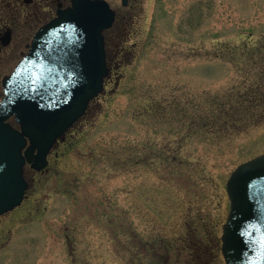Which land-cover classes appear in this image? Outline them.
Wrapping results in <instances>:
<instances>
[{
    "label": "rangeland",
    "instance_id": "374dc122",
    "mask_svg": "<svg viewBox=\"0 0 264 264\" xmlns=\"http://www.w3.org/2000/svg\"><path fill=\"white\" fill-rule=\"evenodd\" d=\"M107 1L118 17L105 91L48 167L27 169V199L2 225L0 264H225L226 185L264 154V125L220 136L205 122L254 77L243 47H261L264 69V0ZM16 8L0 0V22H16L0 53V98L36 21ZM195 242L213 244L207 260Z\"/></svg>",
    "mask_w": 264,
    "mask_h": 264
},
{
    "label": "water",
    "instance_id": "95a60500",
    "mask_svg": "<svg viewBox=\"0 0 264 264\" xmlns=\"http://www.w3.org/2000/svg\"><path fill=\"white\" fill-rule=\"evenodd\" d=\"M115 16L105 0H74L72 8L59 12L36 34L27 58L4 80L0 215L23 202L26 163L38 171L45 169L58 140L103 92L109 72L104 33ZM12 117L21 131L7 122ZM227 188L231 200L223 235L227 264H264V156L240 166Z\"/></svg>",
    "mask_w": 264,
    "mask_h": 264
},
{
    "label": "trees",
    "instance_id": "16d2710c",
    "mask_svg": "<svg viewBox=\"0 0 264 264\" xmlns=\"http://www.w3.org/2000/svg\"><path fill=\"white\" fill-rule=\"evenodd\" d=\"M246 46V45H244ZM242 48V52L249 54L250 68L255 75L250 83L243 85V90L236 95L227 97L228 101L217 100L212 106V118L205 122L206 127H210L220 136L228 133H241L256 127L264 125V69L261 61L256 60L255 56L261 53L259 45L254 47ZM236 51V50H235ZM262 67V68H261ZM194 244V243H193ZM194 249L197 256L202 260H207L210 255L213 244L208 249L201 248L198 242H195Z\"/></svg>",
    "mask_w": 264,
    "mask_h": 264
},
{
    "label": "flooded vegetation",
    "instance_id": "af4514ba",
    "mask_svg": "<svg viewBox=\"0 0 264 264\" xmlns=\"http://www.w3.org/2000/svg\"><path fill=\"white\" fill-rule=\"evenodd\" d=\"M137 1V0H129L128 5L131 6ZM121 2V0H120ZM19 3V4H18ZM44 3L43 1L40 0H13V4L16 5V10L17 12L19 11L20 14H23L25 18H29L30 16L34 15V18L36 19L34 27H32V33L30 32L29 34V42L26 43L25 48L28 49V46L30 45L35 33L46 23L54 19L58 13L61 10L69 9L73 5V0H51L48 3ZM19 7H22L20 9ZM133 6H131L132 8ZM15 10V12H16ZM44 11L42 14L41 11ZM116 10V9H115ZM34 11V12H33ZM33 12V13H32ZM117 12V10H116ZM36 15V16H35ZM118 17V15H117ZM4 17L1 19L2 21L0 22V53L4 49V47L8 46L10 42L12 41L13 35L15 33V24L16 22L14 20H9V19H4ZM116 24V22H115ZM114 24V26H115ZM113 26V27H114ZM113 27L106 32V40H107V34L113 29ZM114 33V32H113ZM114 36V35H112ZM27 38V36H26ZM25 38V39H26ZM26 51H23L20 56L24 55ZM28 169V167H27ZM26 169V171H27ZM32 170V169H30ZM32 172L35 173L34 170ZM6 215L0 217V227L2 225L5 226L6 224ZM6 227V226H5ZM5 236V231L4 227H2L1 232H0V239H2ZM161 264H171L169 259L163 260Z\"/></svg>",
    "mask_w": 264,
    "mask_h": 264
}]
</instances>
